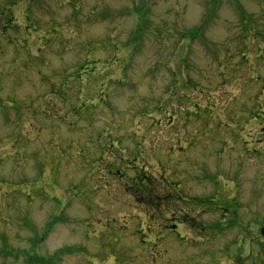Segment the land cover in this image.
<instances>
[{
	"label": "rangeland",
	"instance_id": "obj_1",
	"mask_svg": "<svg viewBox=\"0 0 264 264\" xmlns=\"http://www.w3.org/2000/svg\"><path fill=\"white\" fill-rule=\"evenodd\" d=\"M264 0H0V264H264Z\"/></svg>",
	"mask_w": 264,
	"mask_h": 264
},
{
	"label": "water",
	"instance_id": "obj_2",
	"mask_svg": "<svg viewBox=\"0 0 264 264\" xmlns=\"http://www.w3.org/2000/svg\"><path fill=\"white\" fill-rule=\"evenodd\" d=\"M263 233H264V231H263Z\"/></svg>",
	"mask_w": 264,
	"mask_h": 264
}]
</instances>
